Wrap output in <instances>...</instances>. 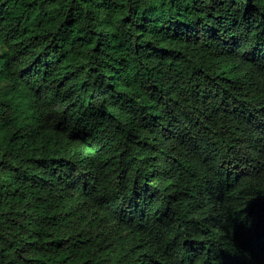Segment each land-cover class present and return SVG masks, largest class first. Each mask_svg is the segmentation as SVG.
Wrapping results in <instances>:
<instances>
[{"label":"trees","instance_id":"obj_1","mask_svg":"<svg viewBox=\"0 0 264 264\" xmlns=\"http://www.w3.org/2000/svg\"><path fill=\"white\" fill-rule=\"evenodd\" d=\"M0 264H264V0H0Z\"/></svg>","mask_w":264,"mask_h":264}]
</instances>
